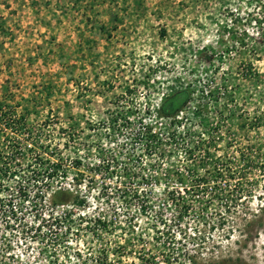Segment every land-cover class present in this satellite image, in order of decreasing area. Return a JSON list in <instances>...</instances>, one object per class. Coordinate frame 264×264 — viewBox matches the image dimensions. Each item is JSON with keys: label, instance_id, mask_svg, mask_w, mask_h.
I'll list each match as a JSON object with an SVG mask.
<instances>
[{"label": "rangeland", "instance_id": "obj_1", "mask_svg": "<svg viewBox=\"0 0 264 264\" xmlns=\"http://www.w3.org/2000/svg\"><path fill=\"white\" fill-rule=\"evenodd\" d=\"M0 170V264H264V0H0Z\"/></svg>", "mask_w": 264, "mask_h": 264}, {"label": "trees", "instance_id": "obj_2", "mask_svg": "<svg viewBox=\"0 0 264 264\" xmlns=\"http://www.w3.org/2000/svg\"><path fill=\"white\" fill-rule=\"evenodd\" d=\"M188 97H189V93L186 89L175 90V91L169 93L168 95L164 96L160 100L157 107L155 108V113L160 117L161 116H164V117L173 116L187 102ZM140 126L143 129V131H142V133H139V137H137V138L139 140H141V139L143 140V138H145V139L147 138V134L150 135V129L148 128L147 124L141 125V122H140ZM151 136H150V138H151ZM4 140L6 141L7 139L4 137ZM148 144L149 143H146L145 141H143L144 149H145V147L148 148ZM130 148H132V146H130ZM6 155H8V154L6 153ZM11 155L12 154H10V156ZM129 155L130 154H127V155L125 154L124 157L121 159H118L115 155H113V153L108 155L110 157L109 160L113 163V165H117L118 163H120L122 165L120 167V172L123 174L124 177L127 178L128 183L130 180L129 178L131 177L132 174H134V172L132 171V169H130L129 167L126 166V163L124 162L123 159L124 158L130 159ZM99 156H103L102 153H99ZM37 158H38V156H37ZM34 160H35V158H34ZM106 162H108V160H106ZM34 164H36L37 167H35V169H30L31 175L29 176V178L27 180L32 179L35 182V181H37L36 178L38 176H39V178H40V176H44L47 179H51V178H58V177L64 178V176L66 175V169H65V167H63V166H65V164L63 163L62 158L57 154H55V159H53L51 161V164L48 165L47 167H44V166L41 167L42 163L40 162V160L38 162L35 161ZM34 164H33V166H34ZM79 164H80L79 160L75 159V161H73V164L71 166L73 168H75ZM97 166H99V164ZM4 174H5L4 170L3 171L0 170V177L4 176ZM33 194H36L34 196H39V197L42 196L40 194L37 195V193H33ZM68 194H69V192L67 189L59 187L58 189H54L53 191H51V193L49 195H50L53 203L63 204L66 202V200H67L66 197ZM24 195L27 196L26 194L23 193V196ZM132 195L137 196L136 188L133 189ZM140 208H143L142 204H141Z\"/></svg>", "mask_w": 264, "mask_h": 264}, {"label": "built area", "instance_id": "obj_3", "mask_svg": "<svg viewBox=\"0 0 264 264\" xmlns=\"http://www.w3.org/2000/svg\"><path fill=\"white\" fill-rule=\"evenodd\" d=\"M19 188H21V187H19ZM18 190H19V189H18ZM18 192H20V190H19ZM10 212H11L10 215H14V214H15V213H14L15 211L13 210V208H11Z\"/></svg>", "mask_w": 264, "mask_h": 264}, {"label": "flooded vegetation", "instance_id": "obj_4", "mask_svg": "<svg viewBox=\"0 0 264 264\" xmlns=\"http://www.w3.org/2000/svg\"><path fill=\"white\" fill-rule=\"evenodd\" d=\"M52 201V200H51Z\"/></svg>", "mask_w": 264, "mask_h": 264}]
</instances>
